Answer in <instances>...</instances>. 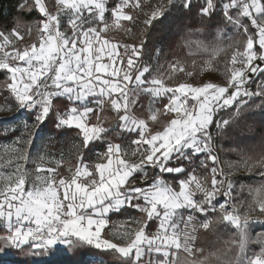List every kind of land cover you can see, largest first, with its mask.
I'll return each mask as SVG.
<instances>
[{"label": "snow or ice", "instance_id": "6c2138e0", "mask_svg": "<svg viewBox=\"0 0 264 264\" xmlns=\"http://www.w3.org/2000/svg\"><path fill=\"white\" fill-rule=\"evenodd\" d=\"M136 28L138 41L109 36ZM174 37L188 70L165 58ZM229 49L223 83L190 80L197 56L212 67ZM0 79V111L17 110L0 120V260L26 248L19 264H264V232L249 247L264 225V0H17ZM253 169L257 186L233 179ZM221 228L238 237L227 249L211 239Z\"/></svg>", "mask_w": 264, "mask_h": 264}, {"label": "trees", "instance_id": "16d2710c", "mask_svg": "<svg viewBox=\"0 0 264 264\" xmlns=\"http://www.w3.org/2000/svg\"><path fill=\"white\" fill-rule=\"evenodd\" d=\"M17 0H0V21H3L4 17H9L10 15L14 14V5L16 4ZM111 2V0H110ZM27 20V18L25 17ZM36 20V17H32V20L27 21L28 23H32ZM193 21L190 20L188 25H192ZM204 27V25H201L199 22L196 23L195 28H187L185 31H192L195 32L196 28H201ZM223 27V26H221ZM224 32L231 33V26L223 27ZM205 31H207L205 27ZM215 31V30H214ZM236 40L243 41L244 37L243 36H234ZM204 37L201 35L200 39H203ZM181 44L180 37H174L170 40L169 42V47L167 49L165 58L166 59H173V58H180V59H185V65H189L191 63V58L188 57L187 55V49L185 47L179 46ZM200 56H197L198 58ZM161 63H164V60H161ZM1 83H3V80L0 79V105H3L4 103V95H5V90L2 87ZM253 111H258V109H253ZM249 124H252L251 130L249 128L245 127L243 135L245 137H254L255 139H248L246 140L245 144L243 145L244 153L245 156L247 157H253L255 156V153L260 151V144H261V134H260V126L258 122L253 123L252 121L248 122ZM70 146V144L68 145ZM224 150L226 151L225 157L226 160L229 162L231 161H236L240 162L242 157L238 155L237 153L234 152H229L227 151L228 145L223 146ZM257 169H253L251 172L247 173L246 176L243 177V179L240 181L242 184H244L246 187L247 186H257L258 181L261 179L257 175ZM241 195L245 198L248 197V193L245 190ZM255 214V213H253ZM264 232V225L261 224H256L254 226L250 227V237L253 242H250L249 247L250 248H256L258 249L259 245L256 244L255 238L256 236ZM237 234L234 229H223L221 228L220 234L218 237L214 236L211 237V239L216 242V245L218 248L221 249H227V244L225 242L235 240L237 239ZM206 238H202V241ZM8 249H6L3 245L2 242H0V255H3ZM15 252L14 255H8L4 256L3 260H0V262H8L12 264H19V262L25 258H30L29 251L25 248L22 250H13ZM72 252H77L79 251L78 249H70ZM237 249L235 246H233L229 251L228 254L234 255ZM51 250H49L45 255L50 254ZM101 255H104L103 252L100 253ZM105 259L109 262V264H117V257L114 255H106Z\"/></svg>", "mask_w": 264, "mask_h": 264}, {"label": "rangeland", "instance_id": "374dc122", "mask_svg": "<svg viewBox=\"0 0 264 264\" xmlns=\"http://www.w3.org/2000/svg\"><path fill=\"white\" fill-rule=\"evenodd\" d=\"M190 20L191 19H187L184 21V23L188 25ZM133 32L135 33V38L133 36L128 35L123 30H114L111 33H109V36L110 38L113 39L114 42L131 43L134 41V39L138 41L139 35H140V29L139 28L133 29ZM160 35H163V34H157V37L159 38ZM232 35H233V39L236 40V38L234 37L236 35L235 34H232ZM231 52H232V49H229L227 53L222 54L221 57H218L217 60L219 61V63L214 62L212 67L205 66V61L208 59L207 56H200L196 58V69L194 70V75L190 78V80L195 81V82H207L211 80L212 82L223 83L224 82V60L227 59L231 55ZM183 60L185 61V59ZM185 67H186V70H188V68L191 67V63L189 65H185ZM201 68H203V70H200ZM1 85L3 87V83H1ZM16 114H17V110L15 108H13L12 111H7V112L0 111V120L11 118L15 116ZM14 128L15 126H13V129ZM17 135H19V133H17ZM3 143H4V137L0 136V145H3ZM50 150L52 152H56L55 147H52ZM221 150H222V152L220 153L221 158L226 159L225 157L226 151L224 150L223 147L221 148ZM8 155H9L8 153H5L4 148L0 146V157H3V159L0 160V163H6L8 159ZM231 162L238 163L236 161H231ZM247 173L249 172L243 171V170L238 171L235 173L233 179H236L238 177H244L247 175ZM0 264H10V263L0 262Z\"/></svg>", "mask_w": 264, "mask_h": 264}, {"label": "built area", "instance_id": "2783aa9c", "mask_svg": "<svg viewBox=\"0 0 264 264\" xmlns=\"http://www.w3.org/2000/svg\"><path fill=\"white\" fill-rule=\"evenodd\" d=\"M257 82H259V81H257ZM219 151H220V153L222 152V150H221V149H219Z\"/></svg>", "mask_w": 264, "mask_h": 264}]
</instances>
